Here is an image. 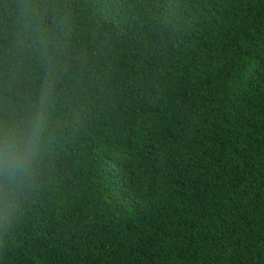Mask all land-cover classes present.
I'll return each instance as SVG.
<instances>
[{
    "label": "trees",
    "instance_id": "1",
    "mask_svg": "<svg viewBox=\"0 0 264 264\" xmlns=\"http://www.w3.org/2000/svg\"><path fill=\"white\" fill-rule=\"evenodd\" d=\"M54 2L44 54L0 0V111L52 59L71 123L0 264H264V0Z\"/></svg>",
    "mask_w": 264,
    "mask_h": 264
},
{
    "label": "clouds",
    "instance_id": "2",
    "mask_svg": "<svg viewBox=\"0 0 264 264\" xmlns=\"http://www.w3.org/2000/svg\"><path fill=\"white\" fill-rule=\"evenodd\" d=\"M18 19L32 46L44 54L59 33L67 35L68 18L58 15L54 0H18ZM58 84L55 61L49 59L39 86L26 102L0 111V241L17 223L23 200L60 139L58 130L71 128L58 115Z\"/></svg>",
    "mask_w": 264,
    "mask_h": 264
}]
</instances>
